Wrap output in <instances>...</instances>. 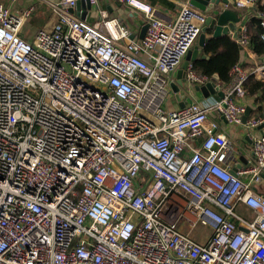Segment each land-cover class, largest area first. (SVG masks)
<instances>
[{
    "label": "built area",
    "instance_id": "built-area-1",
    "mask_svg": "<svg viewBox=\"0 0 264 264\" xmlns=\"http://www.w3.org/2000/svg\"><path fill=\"white\" fill-rule=\"evenodd\" d=\"M22 1L0 2V264H264V196L255 189L264 135L252 140V162L232 170L218 122L264 125L242 122L247 75L235 66L231 85L216 83L222 98L168 106L210 16L186 4L162 20L141 0H114L142 15L147 29L135 40L99 0H87L84 19L73 14L79 0H26L14 10ZM39 5L53 22L29 36ZM257 17L264 30V13ZM209 81L189 64L185 89ZM199 227L209 231L204 242Z\"/></svg>",
    "mask_w": 264,
    "mask_h": 264
},
{
    "label": "crops",
    "instance_id": "crops-1",
    "mask_svg": "<svg viewBox=\"0 0 264 264\" xmlns=\"http://www.w3.org/2000/svg\"><path fill=\"white\" fill-rule=\"evenodd\" d=\"M141 1L152 6L156 10L157 17L162 20L175 19L181 7L183 5L189 4V0H141ZM0 2H3L6 5H10V0H0ZM25 4H26V0L22 2H18L16 5L13 6V9L19 10L23 6H25ZM99 6L108 13L109 17H116L120 20L122 24L126 25L129 28L131 35L134 36L133 39L135 40L139 39L140 32L143 26V22H142L143 17L140 13H137L130 8L120 5L116 3L114 0H99ZM232 6H234V4H228L227 6L220 5L218 8H214L212 12L210 13L206 12L210 16L208 26H213L214 29L216 28V26L219 27L220 34H225L229 36L234 42L239 44L237 42L238 33H239L238 28L241 25L245 26V21L247 19L246 15L242 16L243 17L242 20H240V22L236 24V28L233 32L229 31L227 26L220 25L216 20L218 14L221 11H225V10L231 11L235 17H238V15L235 13V9L237 8L234 6L235 9H232ZM40 7L42 6L39 5L38 8L40 9ZM42 8H45L47 16L43 20L42 24L36 22L37 24L36 29L39 28L40 26H43L44 24L46 25L47 23L53 22V20L50 17H48L49 12H48L47 7L43 6ZM88 10L89 9H87L85 6H80L78 9L75 7V9L73 10V14L77 17H80V15L84 13V18H85ZM40 12L41 10H38L34 14L35 17L38 16ZM31 19L29 21L28 29L32 28ZM93 20L94 18L93 16H91L89 18V21L93 22ZM196 43L194 45H196ZM199 52H200V48H199L198 55L196 58L199 57ZM183 62H184V59L182 63ZM238 67L243 74L247 75V78L249 76H254L260 82L261 93L264 94V56H261V57L256 56V54H254L251 51V49L248 46H246L241 51L240 65ZM174 81H175V75H174ZM232 83L233 81H230L227 85L229 84L231 85ZM189 90L190 91L188 95H185L184 97L180 96V100L185 98L184 99L185 102L194 100L200 103H205V102L210 103V102H213L214 100L220 99L217 95H210L207 98H205L200 92L194 91L193 87L189 88ZM237 102L245 107V111H246V108L249 107L251 110L250 114L254 110L255 106L253 105L252 101L247 99L245 96L243 98H238ZM169 104L171 105L172 108L179 107V100L175 97L172 91L169 97L168 106ZM247 119H253V118L248 117ZM210 120H217L216 116L210 115L209 121ZM218 122L220 123L219 131L223 132L227 136L232 146V155L230 159L228 160V165L230 166L232 170H237V169L246 167L249 163L252 162V159H253L252 140L256 136L264 135V125L259 126L253 130H249L248 128H246V126H243V125L234 126V125L228 124L222 118H219ZM197 142H198L197 140L190 141V143H192L193 145L197 144ZM255 189L259 194L264 196V175H262V182L258 186H256ZM239 207H240V210L242 211V214L245 217H250L252 215V212L249 209L245 208L244 206H239ZM198 241L204 242L205 239L198 240Z\"/></svg>",
    "mask_w": 264,
    "mask_h": 264
},
{
    "label": "trees",
    "instance_id": "trees-1",
    "mask_svg": "<svg viewBox=\"0 0 264 264\" xmlns=\"http://www.w3.org/2000/svg\"><path fill=\"white\" fill-rule=\"evenodd\" d=\"M40 6L43 7L45 5ZM42 7L38 8V10L42 11ZM232 9H235L234 6H232ZM260 12L264 13V0H258L249 8L235 9V13L240 20H242L244 15L247 17L245 21L246 45L258 57L264 56V42L261 40V34L264 30H262L260 19L257 17V13ZM34 14L31 18L35 17ZM213 32L214 27L208 26L204 45L200 48L199 57L191 63V66L196 73L205 75L209 79H213L216 76V83L220 86H225L231 81L232 69L240 65L242 47L229 36L225 34L213 36ZM243 90L244 96L251 100L255 106L249 118L264 120V94L261 93L260 82L254 76H249L243 84ZM169 108L172 109L170 104Z\"/></svg>",
    "mask_w": 264,
    "mask_h": 264
},
{
    "label": "water",
    "instance_id": "water-1",
    "mask_svg": "<svg viewBox=\"0 0 264 264\" xmlns=\"http://www.w3.org/2000/svg\"><path fill=\"white\" fill-rule=\"evenodd\" d=\"M189 4L193 6L194 8L210 13L213 11L214 8H218L220 5H228V4H234V0H189ZM80 6H85L87 9H90V5L87 0H79L77 2L76 8L78 9ZM82 19H84V13L80 15ZM217 22L220 25L227 26L229 31L233 32L236 28V24L240 22L239 17H235L234 14L229 11H221L217 16ZM208 28V25H205L201 29V33L198 36L197 43L194 45L191 49H189L184 57V62L179 67V69L176 71L175 74V81L170 83V88L172 93L175 95V97L179 100V107H183L185 102V98L180 100V96L188 95L190 90H187L184 88L185 86V80H186V70L192 62L196 59L198 55L199 48H202L204 45V41L206 38V30ZM147 29V25L144 24L142 26L139 39H142L145 35ZM240 28H238V31ZM220 35V28L216 26L213 32V36ZM131 38L133 39L134 36L131 35ZM204 57V56H202ZM217 78L216 76L211 79V81L205 83L202 86H193L194 91L200 92L203 97L207 98L210 95H217L219 98L223 97V92L220 90L219 86L216 85ZM250 108L247 107L246 111L242 117V122L245 123L247 118L250 115ZM223 119V118H222ZM224 120V119H223Z\"/></svg>",
    "mask_w": 264,
    "mask_h": 264
},
{
    "label": "rangeland",
    "instance_id": "rangeland-1",
    "mask_svg": "<svg viewBox=\"0 0 264 264\" xmlns=\"http://www.w3.org/2000/svg\"><path fill=\"white\" fill-rule=\"evenodd\" d=\"M1 3H3V2H1ZM4 4H5V3H4ZM32 16H33V15H32ZM46 16H47V13H46V11H45V8H42V11L40 12V14H39L38 16H36V17H34V18L31 19V21H32L31 27H32V28L27 29L26 34L29 35V36L32 35V33L35 31V29H36V27H37L36 22L42 24V23H43V20L45 19ZM238 35H239V34H238ZM243 48H244V47H242V49H243ZM235 211H236L238 214L244 216V215L242 214V211L240 210V207H239V206L235 209ZM208 232H209L208 229H205V228L203 229L202 227H199V228L195 231V233H194V237H195L197 240H203V239L206 238V235H207Z\"/></svg>",
    "mask_w": 264,
    "mask_h": 264
}]
</instances>
